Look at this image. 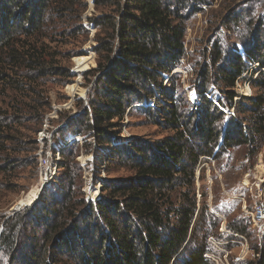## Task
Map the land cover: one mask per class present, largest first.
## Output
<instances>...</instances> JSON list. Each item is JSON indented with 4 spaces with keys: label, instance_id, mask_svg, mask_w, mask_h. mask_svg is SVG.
Instances as JSON below:
<instances>
[{
    "label": "trees",
    "instance_id": "trees-1",
    "mask_svg": "<svg viewBox=\"0 0 264 264\" xmlns=\"http://www.w3.org/2000/svg\"><path fill=\"white\" fill-rule=\"evenodd\" d=\"M63 3L56 0H0V84L5 90L14 88L20 93L23 86L19 80L23 78L29 79L31 85L36 83L35 75L30 77V72L37 73V78L59 74L61 68L53 63L54 57L50 59L41 39L51 15L55 14L50 21L53 24L66 12L75 11ZM207 4L210 0L113 1L114 15L105 23H99L110 30L98 41L97 51L102 61L94 71L98 75V87L95 84L94 89L96 99H89L85 113L87 118L92 116L88 125L98 144L112 143L115 147L112 152L117 155L125 148L126 155L136 162L132 167L136 176L126 182L104 183L101 191L106 195H101L80 215L68 207L72 202L68 195L65 204L56 206L61 204L64 213L54 225L48 223L50 215L57 216L61 211L44 204L49 192L45 187L33 208L7 219L9 232L7 236L3 233L0 241L5 245L8 263L212 264L205 257L210 252L209 247L202 243L210 235L203 230L206 225L201 227L202 218L200 220L197 214L195 199H185V205L175 210L171 207L168 188L172 190L178 175L193 178V170L189 173L185 168L187 160L197 162L200 157H210L215 147H257L264 139V97L246 98L236 103L239 105L236 106L237 113L254 117L249 125V120L243 118L242 122L230 119L221 133L215 126L224 119V114L217 108L212 110L213 101L205 95V90L200 92L202 104L192 116L184 118L171 104L163 102L161 107L160 99H156L158 104L153 107L142 108L146 115L153 114L169 123L174 132L171 137L152 144L136 141L128 144L120 140L118 131V121L124 119L127 109L137 104L146 105L156 92L161 91L164 99L173 100L176 92L170 89L171 85L167 86L173 76L166 86L164 76L172 74L186 56V21L201 11L199 6ZM259 54L249 50L243 58L245 62L257 63L261 71L264 59ZM230 60L225 58L224 65L219 67V76L235 88L245 73L242 65L246 63L242 57L228 63ZM260 74L264 82V73ZM201 76L206 78L204 70ZM101 86H105L104 90ZM228 95L230 103L237 97L231 91ZM17 101L23 102L21 98ZM9 120L0 115V153L9 149L5 148V143H16L15 152L22 149V142L9 134L12 130ZM194 121L196 124L192 127ZM116 140L119 143L115 146ZM41 209L43 213L38 226L45 222L43 242L36 233L29 234L24 230L34 223L33 214ZM94 212L102 227L91 222ZM11 220L16 221L12 224ZM240 222L233 223L234 226L228 224V231L252 240L248 225L245 221ZM29 243L30 248L24 252ZM251 248L259 257L241 264H264V235ZM55 251L60 252L59 256Z\"/></svg>",
    "mask_w": 264,
    "mask_h": 264
},
{
    "label": "rangeland",
    "instance_id": "rangeland-1",
    "mask_svg": "<svg viewBox=\"0 0 264 264\" xmlns=\"http://www.w3.org/2000/svg\"><path fill=\"white\" fill-rule=\"evenodd\" d=\"M113 1L56 0L75 9L66 12L53 24L50 21L55 14L51 15L46 33H43L45 37L41 39L50 59L54 57L53 63L61 68L59 74L37 78V73L30 72V77L35 75L37 82L31 85L29 79L19 80L23 86L20 93L14 88L5 90L0 84V115L10 119L8 125L12 130L9 134L22 142L20 152L14 151L16 143L11 142L5 143V148L9 149L0 153V239L3 233L7 236L9 232L7 219L33 208L45 187L49 192L44 204L61 211L57 216L50 215L48 223L54 225L64 213L61 204L56 206L65 204L68 195L72 200L68 207L80 215L101 195H106L101 191L104 183L126 182L136 176L132 168L136 162L126 155L125 148L117 155L112 152L115 148L112 143L98 144L88 125L92 116L87 118L85 113L89 99H96L94 89L95 84L98 87V75L94 71L102 61L97 51L98 41L110 30L99 23H105L114 15ZM199 7H202L201 11L185 23V58L172 74L164 76V86L173 76L167 85L176 92L173 100L164 99L158 91L146 105L137 104L127 109L124 119L118 121L119 138L123 142L152 144L171 137L174 132L169 123L153 114L146 115L142 108L153 107L158 104L156 99H160L161 107L163 102L171 104L184 118L192 116L202 104L199 95L203 90L213 101L212 110L217 108L224 114V119L215 126L218 133L226 129L230 119L249 120L248 125L253 119L251 114L237 113L236 106L239 105L235 104L246 98L264 97L260 74L264 69L260 71L257 63L245 62L243 58L250 50L260 53L264 59V0H210V4ZM228 57L231 59L228 63L238 57L246 63L242 65L245 73L235 88L219 76V67ZM202 70L206 72L205 79L201 76ZM71 87L74 88L72 92ZM101 87L104 90L105 86ZM228 91L237 95L232 103L228 100ZM19 98L22 104L17 101ZM195 124L196 121L192 127ZM118 143L116 140L115 146ZM50 167L52 170L43 188L45 178L39 181V177L44 168L50 170ZM186 167L189 173L193 170V178L191 175L185 178L176 176L172 190L168 188L171 207L178 210L185 205V199H195L197 214L200 220L202 218L200 226L206 225L203 230L210 235L202 241L210 250L205 257L212 264L254 261L259 256L251 247L264 235V224L260 228L252 220L254 207L264 202V139L253 148L245 145L215 147L212 156L200 157L197 162L187 160ZM16 206L19 211H15ZM42 213L41 209L33 214L34 223L24 228L29 234L36 233L40 242H43L45 233V222L38 226ZM98 217L95 213L91 222L102 227ZM14 221L11 220L12 224ZM239 221L248 225L252 240L228 231V224L234 226ZM30 245L23 251L27 252ZM55 252L59 256L60 252ZM0 264H10L3 241H0Z\"/></svg>",
    "mask_w": 264,
    "mask_h": 264
},
{
    "label": "bare ground",
    "instance_id": "bare-ground-1",
    "mask_svg": "<svg viewBox=\"0 0 264 264\" xmlns=\"http://www.w3.org/2000/svg\"><path fill=\"white\" fill-rule=\"evenodd\" d=\"M69 90L72 92V91H74V88L71 87ZM44 170L48 171V173L50 175V171L52 170V167H50V170H49V168H46V169L44 168ZM47 182H48V177L45 178V181L42 184L43 188L46 186L45 184ZM99 185H101V184H99ZM260 200H262V199H260ZM252 220H253V223H254L255 226L262 228V226L264 224V202L261 203V205L259 204L256 207H254ZM257 233H259V232H257Z\"/></svg>",
    "mask_w": 264,
    "mask_h": 264
},
{
    "label": "built area",
    "instance_id": "built-area-1",
    "mask_svg": "<svg viewBox=\"0 0 264 264\" xmlns=\"http://www.w3.org/2000/svg\"><path fill=\"white\" fill-rule=\"evenodd\" d=\"M45 156V164H47V160H48V154L44 155ZM48 177V171H43L41 173V177H39V181L42 180L43 178H47ZM262 201V200H260ZM263 203V202H262ZM261 205V204H260Z\"/></svg>",
    "mask_w": 264,
    "mask_h": 264
},
{
    "label": "water",
    "instance_id": "water-1",
    "mask_svg": "<svg viewBox=\"0 0 264 264\" xmlns=\"http://www.w3.org/2000/svg\"><path fill=\"white\" fill-rule=\"evenodd\" d=\"M15 211H19V207L18 206L15 207Z\"/></svg>",
    "mask_w": 264,
    "mask_h": 264
}]
</instances>
